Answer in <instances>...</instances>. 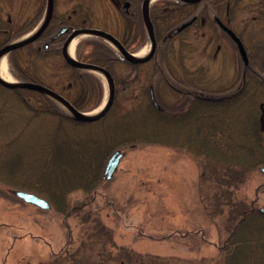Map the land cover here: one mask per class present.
<instances>
[{
  "label": "rangeland",
  "instance_id": "374dc122",
  "mask_svg": "<svg viewBox=\"0 0 264 264\" xmlns=\"http://www.w3.org/2000/svg\"><path fill=\"white\" fill-rule=\"evenodd\" d=\"M252 15V12L246 13V20ZM87 36L97 35H85L80 37L79 42ZM104 40L115 46L113 41ZM149 44L148 41L135 51ZM248 44L254 46L253 42ZM205 45L174 41L169 47L160 49L155 60L146 62L140 68L132 69L125 61L115 64V97L108 113L115 110L118 115H110L104 123L76 128L82 141L101 139L104 146L116 142L100 167L102 177L95 181L94 184L99 185L91 194L82 187L69 190L75 186L72 182L76 179L71 178L68 169L66 175L65 172L63 174V181L62 178L59 181L45 180L36 175L37 166L26 162L21 168L25 170L22 176L19 171L18 177L12 181H0V264H223L224 253L220 245L225 232L219 226L223 225L224 216L212 211V206L215 209V201L218 200L215 199L219 184L216 174L225 170L220 163L216 164L210 156L194 147V142L187 141V134L198 131L205 118L195 123L189 116L187 120L181 117L174 126L165 121L161 126L165 133V144L120 147L125 155L113 176L107 178L104 174L109 156L131 135L128 132L123 134L122 125L127 118L120 115L129 113L128 109L137 103V96L150 82H153L159 102L167 109L173 110L180 100L187 105L185 109L189 108L190 95H182L174 89L178 85L175 76H182L184 82L190 84L189 73L195 67L205 69L208 56ZM237 55L232 44L224 42L219 58L213 63L214 74L212 71V76L209 73L211 78L215 76L211 79L213 84L206 86L221 87L232 82L237 70L232 68L231 60L235 61ZM22 58H27L25 51ZM35 65L42 78L48 79L61 73L59 82H66L62 80L67 73L62 62L58 64L53 59H40ZM156 66L161 68L162 73L158 72ZM8 67L11 73V59ZM95 72L104 84V97L89 112L93 115L104 108L110 96L109 79L99 71ZM215 74L221 78L218 79ZM13 79L17 80L14 76ZM132 80L134 83L130 85ZM198 81L202 82L199 78ZM183 88L191 91L189 86ZM2 89L0 86V102L3 99L17 100L13 93ZM259 99L264 100V92ZM228 112L224 121L214 120V124L210 116L202 125L207 130L219 125L223 131L229 130L232 136H238L243 111L240 114L237 110ZM258 113L260 119V100ZM49 119H35L31 124L33 127L25 133L45 136L46 131L52 130ZM184 121L189 125L183 124ZM112 136L115 138L112 139ZM104 146L98 148L97 159L104 154ZM3 150L0 147V154ZM261 166L264 164L247 168L249 172L240 177L244 181L239 183L241 185L237 191L238 196L247 200L256 198L259 207L264 206V171ZM31 169H34L33 172ZM75 169L82 176L78 185L86 186L88 182L84 176L88 167L77 164ZM28 171L32 174L28 175ZM23 182L40 188L43 193L27 189ZM65 184H68L67 188ZM16 189L29 190L47 198L52 204L51 208L43 209L24 201L16 195ZM70 207L72 211L68 213ZM209 209L212 213L208 212ZM97 218H100V222ZM98 225L103 229L100 235L94 234L100 229ZM105 229L111 231L110 238L103 234ZM163 234H167V237L162 238ZM203 238L206 240L202 241Z\"/></svg>",
  "mask_w": 264,
  "mask_h": 264
},
{
  "label": "trees",
  "instance_id": "16d2710c",
  "mask_svg": "<svg viewBox=\"0 0 264 264\" xmlns=\"http://www.w3.org/2000/svg\"><path fill=\"white\" fill-rule=\"evenodd\" d=\"M15 8L14 4L10 6L6 2V8L0 9V20L2 17L5 18L1 14L4 10L5 12L10 11L12 16L11 21L5 18L0 24V28L4 29L3 32L0 31V36L5 39L1 46L24 35L35 27L37 19L33 18L34 12L28 6H23L22 10L19 11L21 25H15L14 11L17 10ZM88 42L96 44L98 50L97 62L106 65L110 71L109 63L111 65V62L127 61L121 58L120 53L112 46L99 39H88ZM19 48L21 54L25 51L27 56V58H21V68L17 73L19 79L45 84L61 93L80 110H91L103 100L104 84L93 71L64 63L66 67L64 69L67 70V73L62 80L66 82H59L61 73H57L58 76H49L48 79H44L37 72L35 62L33 63L31 60V44L28 43ZM43 59L51 58L45 55ZM27 60L29 61L27 62ZM53 60L57 62L56 59ZM141 65L143 64L134 63L136 68H140ZM156 68L159 73H162L160 67L156 66ZM112 74L114 76V73ZM133 83L134 80L130 82V85H133ZM152 83L150 82L148 86L143 88L141 94L137 96L139 97L137 103L128 109L129 113L120 115L127 118L124 126L122 125L123 134L128 132L131 135L125 138L124 144L117 148L145 143L165 144L162 123L166 121L172 126L179 123V120L174 118V114H169L164 120L161 110L153 104L149 96V87ZM249 83L250 88L246 90L244 106L237 103L211 105V111L213 110L211 120L214 124L218 120L224 121L223 118L229 113L228 110L231 113L237 110L238 114L243 111L244 115L240 119L242 124L238 136H232L233 134L229 130L223 131L224 129L219 125L213 130H207L202 125L206 121H202L201 128L198 131L191 133L192 135L187 134L189 143L194 142V147H198L204 154L210 156L216 164L220 163L225 170L220 174H216L219 184L216 186L215 199L218 200L215 201V209L212 206V211L214 210L217 215L219 213L224 216L223 225L219 226L225 232L223 242L220 245V249L224 253L223 264H264V213L260 212L256 198L247 200L238 196L237 193L241 185L239 183L244 181L240 177L249 172L247 168L264 164V137L258 113V101L264 90L257 89L253 77H251ZM0 86L3 88L2 90L13 93L17 98L16 101L3 99L0 102V147L4 148L3 153L0 154V181H12V179L18 177L19 171L22 176L25 170L21 168L27 163L37 166L35 173L38 174L36 175L43 177L45 180L49 178V180L59 181L64 172L66 175L68 169L67 173L71 175V178L76 179L72 182L75 186L69 190L82 187L87 192L89 190L88 193L90 194L96 190L99 184L94 183L102 177L100 167L116 142L104 146L101 139L89 142L82 141L76 132V128L87 124L104 123L110 115H118L116 111L111 110L98 122H85L73 117L55 99L39 90L19 86L11 87L1 82ZM204 106L206 107V105ZM177 107H174L173 110L178 109ZM181 115L185 120L188 116L190 118L188 110ZM37 118H50V123H52V130L46 131V135L43 137L33 135V133H25L33 127L31 124ZM186 122L184 121L183 124L188 126L189 124ZM113 138L115 137L112 136ZM103 146L104 154L100 157L101 159H97L99 156L98 148ZM77 164L88 167V171L84 176V179L88 182L86 186L78 185V182L82 181V176L75 169ZM31 170L33 172L34 169ZM214 170L216 173V167ZM27 174L32 173L28 171ZM52 177L55 178L52 179ZM61 181H63V178ZM22 185L29 190L43 193L40 188L30 186L26 182H23ZM257 192L259 193L260 190L257 189ZM90 194L87 196H91ZM51 196H53L52 193ZM71 211L72 208L70 207L68 213H71ZM208 212L212 213L210 209ZM97 219L100 222V218ZM101 225H98L100 227L98 233L94 234H101L103 230ZM105 230L103 234L110 238L111 231ZM149 236L153 237L151 234ZM161 237L166 238L167 234H163ZM204 238L201 240L205 241Z\"/></svg>",
  "mask_w": 264,
  "mask_h": 264
},
{
  "label": "flooded vegetation",
  "instance_id": "af4514ba",
  "mask_svg": "<svg viewBox=\"0 0 264 264\" xmlns=\"http://www.w3.org/2000/svg\"><path fill=\"white\" fill-rule=\"evenodd\" d=\"M53 1V2H52ZM0 0V9L6 8V2L15 5V25H21L20 13L22 7H29L34 12V19H37L35 26L46 18L47 10L53 5L52 15L47 27L31 44V59L36 62L48 55L56 59L57 63H64L63 46L69 34L76 28H98L111 33L131 53H135L142 44L151 40L148 32L149 22L153 25L154 37L157 43L154 55L149 61L155 60L157 53L174 41L185 43H205L207 64L205 69H198L189 72L190 84L184 82L182 76H175L178 85L189 86L191 91L176 86L174 89L182 95H190L189 108H184L185 102H176L178 109H167L161 103V112L164 120L169 114L180 119L182 113L190 112L192 121L205 118L207 120L213 115L211 105H224L237 103L240 106L245 104L246 90L249 89L251 77L257 89L264 90V0H154L147 4L148 0ZM52 2V3H51ZM1 13L8 21L12 20L10 11ZM252 12V17L245 18L246 13ZM1 18V22L5 20ZM63 28H69L62 31ZM0 31L4 29L0 28ZM244 44L247 51V59L242 54L237 38ZM91 35V33H84ZM82 36V37H83ZM99 39L107 44L106 40L100 37L87 36L80 40L76 57L82 61L106 65L97 62L98 50L94 42L88 39ZM5 39L0 36V49ZM230 42L237 52L236 60L232 68L237 70L236 78L221 87L206 86L212 83L213 63L219 58L222 51V44ZM253 42L254 46L247 45ZM112 46L115 50L116 48ZM252 46V47H251ZM21 49L15 48L9 54L13 62L11 74L18 78L17 73L21 68ZM117 51V50H116ZM176 53V52H175ZM188 53V52H187ZM186 53V54H187ZM166 51L163 52V56ZM177 54V53H176ZM160 56V57H163ZM110 58V57H108ZM107 58V59H108ZM121 58H123L121 56ZM129 61V62H128ZM127 62L134 68V62ZM147 61V62H149ZM228 63V62H227ZM116 63H109L112 73ZM145 64V63H141ZM66 68V67H65ZM212 71V73H211ZM205 73V74H204ZM217 76V74H215ZM198 78L201 81H198ZM215 78V76H214ZM213 78V79H214ZM220 79L221 77H218ZM204 80V81H203ZM29 81V80H27ZM186 81V80H185ZM41 83V82H39ZM228 92V93H225ZM183 102V103H182ZM264 100L260 99L262 107L261 117L264 119ZM206 105V107L204 106ZM203 120V121H204ZM202 122V121H201Z\"/></svg>",
  "mask_w": 264,
  "mask_h": 264
},
{
  "label": "water",
  "instance_id": "95a60500",
  "mask_svg": "<svg viewBox=\"0 0 264 264\" xmlns=\"http://www.w3.org/2000/svg\"><path fill=\"white\" fill-rule=\"evenodd\" d=\"M52 8H53V5L51 4V7L47 11L46 18L38 26V28H36V30L33 33L28 34V35L24 36L21 39H18L16 41L8 43L7 45H5L3 48L0 49V54L2 52L8 53L9 51H11L13 49H15V48H17L19 46L25 45V44L33 41L34 39H36L44 31V29L47 27V25L49 23V20L51 18V15H52ZM67 29H69V28H63L62 31H66ZM149 30H150L151 40H152V47H151L150 52L147 55L142 56V57H135V55L133 53L129 52L116 37H114L111 33L106 32V31H104L102 29H98V28H76V29H73L71 31V33L69 34V36H68V38L65 41L64 46H63L64 55H65L66 59L72 65L80 67V68L103 71L107 75V78L109 79V82H110V96H109L104 108L102 110H100L95 115L87 114V112L79 110L77 107H75L62 94H60L59 92H57V91H55V90H53V89L41 84V83L30 82V81H13V82H9V81H6V80L2 79L1 77H0V82L3 83L4 85L11 86V87L19 86V87L37 89L39 91H42V92L50 95L52 98L57 100L61 105H63L62 102H60L58 100V98H59L66 105V106L65 105H63V106L65 108H67L70 112L72 111L71 113H72L73 117H75L78 120L94 121V120L100 119L101 117H103L109 111V109L111 108V106L113 104L114 97H115V82H114V78H113L111 72L108 69H106L105 67L101 66V65L90 63V62H85V61H82V60H78L76 58H70L68 56V54H67V46H68V44L70 43L72 38L74 36H76L77 34H79V33H85V32L86 33H93V34H97V35H101V36L107 37L110 40L114 41L119 46V48L121 49L123 55L126 58L130 59L131 61L143 62V61L149 60L154 55L155 50H156V46H157V43H156V40H155V37H154L153 25H152L151 22H149ZM234 36L238 40V43H239V46H240L242 54L247 59V51H246V48H245L244 44L240 41V39L235 34H234ZM151 98L153 99V101L156 104V106L160 107V104L157 101L153 86L151 87ZM123 155H124L123 152L116 151L110 157V159L108 161V164H107V167H106V174H107L108 178H110L113 175V173L116 170V168H117V166H118V164L120 162V159H121V157ZM262 170L264 171V167H262ZM15 193H16V195H18L20 198L24 199L27 202L36 204V205H38L40 207H43V208H50L51 207V203H50V201L47 198H45V197H43V196H41V195H39V194H37L35 192L28 191V190H22V189H16ZM259 210H260V212L264 213V206H261L259 208Z\"/></svg>",
  "mask_w": 264,
  "mask_h": 264
},
{
  "label": "bare ground",
  "instance_id": "6f19581e",
  "mask_svg": "<svg viewBox=\"0 0 264 264\" xmlns=\"http://www.w3.org/2000/svg\"><path fill=\"white\" fill-rule=\"evenodd\" d=\"M152 1H154V0H148L147 4H150ZM80 36H82L81 33L74 36L67 46V54L70 58H75V51H76V47H77L78 41L80 39ZM149 50H150V45H147L142 50H139L135 54V56L136 57L144 56L149 52ZM100 73L103 76H107L103 71H100ZM0 77L6 81H9V82L14 81L12 75L8 71V60H7V53L6 52H2L0 54ZM58 100L60 102H62L63 105H65V103L61 99L58 98ZM87 114H89V113H87Z\"/></svg>",
  "mask_w": 264,
  "mask_h": 264
}]
</instances>
